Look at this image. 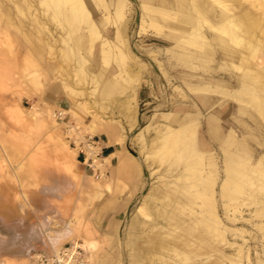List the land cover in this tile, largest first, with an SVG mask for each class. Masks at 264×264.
Wrapping results in <instances>:
<instances>
[{
    "label": "bare ground",
    "instance_id": "1",
    "mask_svg": "<svg viewBox=\"0 0 264 264\" xmlns=\"http://www.w3.org/2000/svg\"><path fill=\"white\" fill-rule=\"evenodd\" d=\"M246 1H248L247 6L235 10V4L232 3V0H139L136 28L134 31L132 30L133 35H131V40H129V35H127L126 31L129 28H127L126 23L133 12L131 0H40L41 4L47 2L53 6V15H48L51 17H49V20L54 18L55 15L63 14L64 20L71 27L67 36H70L71 33L74 34L80 28L85 32V35L81 37V44L77 43L76 53L73 45L66 48L61 45L64 48L61 53L65 57L70 56V59L71 57L76 58V64H69L71 68L74 66L71 77L74 83L69 82V74L66 75L62 70L59 71L62 90L71 101V108L62 109L55 107L57 110L54 112H51V110L49 118L52 126L59 124L56 119V111L61 112L62 117L69 114L73 120H78L77 113L80 109H83L86 113H92L93 121L90 123L81 122L85 130L91 134L96 132L99 122L104 121L103 118H97L98 114L94 113L93 107H90V104L88 106L86 101L83 102L84 98L82 102L75 99L77 96L83 95V90L78 89L74 84H93L94 89L92 91L94 92L96 89L98 82L97 75L87 72V59L80 51L83 50L94 55L97 42L99 44L97 48L102 67L105 70L108 69L110 60H112L119 68V73L113 74L112 78L127 71L126 67H124L126 62H124V59L127 56L137 59H135V62L140 72L145 68V60L139 59L141 54L138 50H142L147 54L151 60L150 64L158 71V67L154 65V61L158 62L160 55L180 60L185 70H188L189 68L195 69V67L200 66L199 63L201 62L199 60L201 55H207L208 60L215 62L213 53L215 49H218L221 53L220 64H224L236 71L234 77H232V81H225L214 77L200 78L201 76L188 74L187 78L184 79V84L197 101L195 103L192 102L187 111L182 109V116L170 110L156 109L157 111L151 116V121L159 120L156 125L157 132L149 142L145 140L142 134L139 135L143 129L135 134V136H139L138 146L141 152L145 153L144 162L148 164L150 170L153 169L151 168L150 160L155 162L154 160L156 159L161 162L172 156L179 158L183 155L186 156L183 160L184 167L182 171L179 172L177 170L178 173L171 175V180H167V176L163 174V176H159V179H162L161 183L165 182L162 185L167 184L175 188L179 184L178 182L189 181L191 177H194L193 175L197 178V183H194L196 187V189L194 188L195 192H189L188 196H190V199L191 196L197 198L200 202L191 201L194 198L190 200V204L175 200L177 202L176 205H179L181 209H190L189 214L194 215V217L192 216L193 218L187 220L180 219L182 216H179L180 218L178 219L174 218L173 214L177 211H175L177 207L174 205L173 209L170 208L172 206L169 207L172 211H165L166 215L164 217L166 220L165 222L163 220L164 223L148 222L146 219H139L140 226H148L150 229L149 235L145 237L146 239L144 238L146 241H144L143 246L147 249L146 251L144 250L147 258L153 264H252L251 250H253L256 259V263H254L264 264V133H257L260 127L264 131V124H262L264 122V76H262L264 75V17L253 13V10H251V6L256 4L264 5V0ZM18 2L25 4L27 8L31 6L28 0H18ZM14 5L15 9L23 15L22 7L20 8L17 3ZM90 6L93 7V11L90 10ZM47 7L49 8V6ZM61 7L65 8V14L64 12L62 13L63 9ZM177 9L180 11L178 16L176 15L178 14L176 13ZM96 11L100 13L99 21L95 19L94 13ZM7 17V22L9 21L13 27L10 21L12 18L10 16ZM59 21H61V18ZM44 23L43 30H46L48 34L50 30ZM109 28L112 31L114 30L113 38L107 37ZM101 30H104V33ZM48 35H50L48 36L49 39L53 37L51 33ZM143 36L167 44V46L153 44L154 46L147 45L148 47H142L139 43L137 44V41ZM61 38L62 43H66V39L63 36ZM50 42L52 43V40ZM133 49H135L134 52L132 51ZM49 52L51 53L52 51L49 49ZM49 52L47 53L48 56ZM15 60L13 58V61ZM72 60L74 61V59ZM128 60L130 59L128 58ZM252 60L255 63H252ZM48 66L51 68V64ZM212 66H210L208 71L213 72L215 67ZM160 67L162 68V64ZM29 71L28 67L21 69V77L25 81L31 80L37 84L40 96H42L46 85L42 83L38 75L32 74ZM160 76L162 77V75ZM214 89L219 90V94L224 93L226 95L229 93L231 101L237 103V115L231 114V116L242 131L238 132L232 126H224V118L221 117V120L217 114L220 112L218 110L226 105L222 104L223 106L218 108V110L215 108L217 110L215 114L204 118L206 134L211 138L212 144L205 141L199 144L197 135L202 123L200 121L201 109L197 102H201L202 105L209 104L210 100H208L207 95H210ZM106 90L107 88L102 89L98 95L103 97L106 94ZM132 94V101H128L127 103V114L128 119H132L135 122L138 114L135 106L138 90H133ZM167 99L164 93L161 98L162 105H164ZM46 105L47 107H53L49 104ZM202 105L201 107H203ZM248 107H253L262 119L260 124L255 116L250 114L251 120L258 125L257 127L251 126V124L242 118L243 115H247L246 109ZM24 113L26 115L25 119H23L24 123L36 122L38 127H42L45 120L44 111L33 106L24 111ZM65 124L70 130L73 129V131L78 128L71 125L70 122ZM124 138L125 134L122 133L119 143H122ZM250 141L254 142L252 143L253 145H250ZM215 144L220 146L224 154L221 167L218 164L216 151L214 152L212 148V145L215 146ZM69 148L65 143L56 147L55 151L57 152L60 150L68 152L61 154L60 159L57 158L59 159L56 160V163L58 162L57 168L67 175L69 182L76 190L87 196L89 202L87 201V205L79 202V206H77L75 211L81 214V216L76 215L75 219H72L74 217L66 218L63 226L60 228H56L50 222L49 217L41 221L40 231L42 236L39 238V242H41L44 252L58 254L63 248L62 244L64 242L67 240L73 241L71 245L80 247L84 252V264H89L87 260L89 262L93 257V254L99 249V244L89 236L86 227H81L80 221H82L86 206H90L104 192H110L111 190L106 176L109 159L102 157L101 160H98L93 156L95 159L94 169L100 170L101 178L95 175L85 176L82 171L75 167L77 152H72ZM148 149L150 151L147 152ZM179 158L170 160L166 170L170 171L177 164L176 161ZM127 168L128 166L125 164V161L121 160L118 171H123ZM156 171L154 169L151 170V175ZM191 172L192 175L188 176L187 174ZM86 183L89 186H86ZM190 184L185 183V187L190 188ZM245 186L248 188L246 189ZM181 192L179 194L175 193L180 195ZM168 195L170 194L143 196L140 205L136 208L137 214L147 218L155 216L158 213V203L164 205L168 199ZM218 197L221 199L222 215L218 210ZM67 198L69 199L70 195ZM164 209L166 210V207ZM246 226H249L252 231L248 230L249 228L247 229ZM174 229H183L186 235H184V232L183 235H177ZM77 240L82 242L78 243ZM258 247L261 248L260 251ZM204 250H207V253H204ZM169 252L180 256L181 259L177 262L172 261L176 257L167 255ZM32 254L30 251H27L26 256L16 255L17 259L3 256L2 258L0 256V264H30ZM149 261L147 260V262Z\"/></svg>",
    "mask_w": 264,
    "mask_h": 264
},
{
    "label": "rangeland",
    "instance_id": "2",
    "mask_svg": "<svg viewBox=\"0 0 264 264\" xmlns=\"http://www.w3.org/2000/svg\"><path fill=\"white\" fill-rule=\"evenodd\" d=\"M28 1L31 5L30 8H27L25 4L19 3L18 0H9V2L8 0H0V256L10 257L14 259H17L15 257L16 255L26 256L27 251L31 252L32 248H35V251H33L32 253L38 251L44 252L41 247V242H39V238H41L42 236V233L40 231L41 221L49 217L50 222H52L56 228H60L63 226L66 218L69 219L74 217L72 219H75L78 215L81 216V214L76 213L75 211L77 206H79V202L86 205L89 202L87 196L81 194L80 191L76 190V188L73 187L69 182L67 175H65L59 170V168H57L58 162L56 163V160H59L61 158V154H65L68 152H66L65 150H60L58 152L55 151L56 147H59L62 143H65L68 148L70 147L69 149L72 152H76V150L74 151L69 145V140L67 139L66 132L67 125L65 123L70 122L71 125L78 127L79 135H84L89 132H87L82 125V123H84L82 119L78 118V120H73L70 118V116H67V119L63 123L57 120L59 124L57 126H52L50 123L49 114L57 109L55 107H47V105L43 102V95L48 86L51 84L58 85L62 93L64 94L59 77L60 70L66 73V75L69 74V82L72 84L74 83L71 78L72 69L74 66H72L71 68L70 65L76 64V58L71 57L70 59V56L65 57L61 52L62 49L66 48L67 46L73 45L74 51L76 53L77 43L81 44V37L85 35V32L80 28L76 30L74 34L71 33L70 36H67V33L71 30V27L64 20L63 14L60 13L61 15H55V17L52 18L54 20L51 21L52 19L49 20L50 16H48L50 14L53 15L54 9L51 4L49 5L47 2L41 4L40 0ZM131 2L133 12L130 14V16L128 15L129 18L127 19L126 23L127 28H129L126 30L128 33L127 35H129V40H131V35H133V31L136 28L138 16L137 7L139 4V0H131ZM13 3H17L20 8L22 7L21 10L24 13H22L23 15H21L18 10L15 9L16 7ZM232 3L235 4V10L248 5V1L246 0H232ZM47 6H49V8ZM251 7L253 13H257L260 16L264 17V5L256 4ZM61 9H63L62 13L64 12L65 14V8L61 7ZM90 10L93 11L92 6H90ZM176 11V13H178L176 15L178 16L180 14V11L178 9ZM6 15L12 18V20L10 19V21L13 24V27L9 23V21L7 22L8 17ZM94 15L95 19L99 21L100 13L96 11ZM60 18L61 21H59ZM43 22H45L44 24L50 30L48 34L51 33L53 36L50 39L48 37L50 35L47 34L46 30H43ZM113 31L111 28H109L107 37L113 38ZM101 32L104 33V30H101ZM206 35H208V33H206ZM62 36L66 39V43H62ZM66 36L70 38H67ZM79 36L80 40L78 39ZM51 40L52 43L50 42ZM67 40L69 43L67 42ZM138 43L142 47L154 46L153 44H157L158 46H167V44L158 42L156 40H153L152 38H147L146 36L138 39L137 44ZM65 44L66 46H64ZM48 46L52 47L49 48ZM97 47H99L98 42L96 43L94 55H91L83 50L80 51V53H82L83 56L87 59V72L97 75L98 82L96 89L94 90V92L92 91V89H94L93 84H74V86H76L78 89L83 90V95L77 96L75 99H78L77 101L80 100L82 102L84 98L83 102L86 101L88 106L90 104V107H93L92 109L94 110V113L98 114L97 118L104 119V121L99 122L100 124H114L118 125L122 129L123 133L125 134V138L122 141V143L124 142L123 146L127 148L128 152L132 154V156H135L137 162L140 164L141 171L138 179V186L134 192H130L127 184L123 182H117V187L115 188L114 194L115 196L114 198L110 197L109 202L106 204L111 209V215L117 218L118 228L116 233L112 234L111 237L107 239L106 243L103 244V250L100 251L95 264H133L130 249L128 246L132 240L136 244H142L141 249H143L140 250L141 261L139 264H153V262L149 261V258H147L145 252L147 249L143 246L144 241H146L145 237L149 235L150 229L148 226H140L141 228H136V226L133 225L132 222L137 206L140 205L141 200L145 195L158 194L159 196H163L165 195V193H168L170 195H168L166 203H164V205L162 203H158V213L155 216H150L148 218L142 216L141 217L145 218L148 222L164 223L166 220L164 217L166 215L165 211H172L171 209H169V207L172 206L170 208L173 209L176 206L177 209H175V211H177L173 214L174 218L176 217V219H178L181 216L182 217L180 219L182 220L193 218L194 215L189 214L190 209H181L179 205H176V201H182L184 203L190 204V200L194 197L191 196L190 199V196L188 195L189 192H195L196 187L194 186V183H197V178L195 177V175H193L194 177H191L189 181L178 182L179 184L175 186V188H172L171 185L169 186L167 184L162 185L165 184V182L161 183L162 179H159V176L163 174L167 176V180H171V175L178 173L177 170H179V172L182 171L184 167L183 160L186 156L183 155L180 158L177 156H172L161 162L155 159L154 161L157 163L150 160L151 168L157 170L154 174L151 175V170L153 169L150 170L148 164L144 162L145 153L141 152L138 146L139 136H135V134H137L139 130L143 129L142 133H140L139 135L142 134L145 140L149 142L157 132L156 125L159 120L156 119L155 121H151V116L153 113H155V111H157L156 109L165 111L170 110L172 112H176L179 116H182V109L187 111L190 104L197 101L195 99V96L187 90L186 85L184 84V79L187 78L188 74H193L198 77L201 76L200 78L214 77L221 78L225 81H232V77H234L236 71L228 66H225L224 64H220L221 53L218 49H215L213 53L215 62L208 60L209 58L207 55H201L199 60V62H201L199 63L200 66L197 65L199 67H195V69L189 68L188 70H185V67L181 64L182 62L180 60L172 57L168 58L166 55H160L158 57L159 61H154V65L158 67V71H156L150 64L151 60L147 56V54L142 50H138V52L141 54V57L139 56V59H142V61L145 60V68L142 70L140 69V72L137 63L135 62L136 58L133 59L132 56H127L124 59V62L126 61L124 67H126L127 71L122 72L119 76L112 78L110 77V75L119 73V68L114 61L110 60V66L105 70L102 67L99 50ZM47 48L52 51L51 53L55 54L51 55L49 49ZM132 51L134 52L135 49H133ZM48 52L49 56L47 54ZM13 58L14 60H16L13 61ZM128 58L130 60H128ZM72 59H74V61ZM14 62L15 64H13ZM252 63H255V61L252 60ZM50 64L51 68H49L48 66ZM161 64L162 68L160 67ZM210 66L215 67L213 72L208 71ZM24 67H28L30 73L38 75L39 78H41L42 83L46 85L43 90L42 96H40L41 94L40 90H38L37 84H35L31 80L25 81L21 77V69H23ZM160 75H162L163 78ZM108 77L110 78L107 79ZM106 88V94H104L103 97H100L98 95L99 92L102 89ZM133 90H138L137 103L135 105L138 114L135 122L132 119H128L127 114V103L128 101H132ZM218 91L219 90L214 89V91H212L210 95H207L208 100H210L209 104L207 103L205 105H202L201 102H197L199 103L201 109L200 121L202 123V126H200L199 133L197 135L199 144L203 141L212 144L211 138H209V136L206 134V123L204 118L215 114L218 108H220L224 104L226 105L220 108V110H218L220 112L217 113L220 118H224V126H232L238 132L242 131L240 130V127L237 126V124L234 122L231 116V114H233L234 116L235 114L237 115V103L235 101H231L229 93H227L226 95L224 93L219 94ZM164 93L166 94V97L168 99L166 100L164 105H162L161 98ZM201 105L203 107H201ZM16 106L18 107L16 108ZM33 106L38 107L42 111H44L45 117L48 114L46 118L44 117L45 120L42 124V127H38L36 122L24 123L23 121V119H25L26 117L24 111ZM252 109L253 107H248L246 109L247 115H243L242 118L249 124H251V126L257 127L258 125L253 120H251L250 114L254 115L256 120L260 124L262 122V119L258 116L256 111ZM81 111H83L85 115H88L89 119H91L92 117L91 121L94 120L92 113H86L83 109ZM262 124H264V122H262ZM28 126L31 128H29ZM257 131V133L260 134L264 133V131H262V127H260ZM131 138L133 139L132 141ZM252 143L254 142L250 141V145ZM212 148L214 152L216 151L218 164L219 167H221L224 158L223 151L217 144H215V146L212 145ZM148 151H150V149H148L147 152ZM175 158L179 159L176 161V167L173 166L170 170V173V171H167L166 169L168 168L170 160H173ZM106 172L108 174V169H106ZM187 175H192V172ZM85 182L87 181L85 180ZM185 183L190 184L192 187H185ZM86 186H89V184L86 183ZM247 188L248 187H246V189ZM179 190L182 191L181 194L184 193L182 196H180L181 194L178 195L180 193ZM175 192H177L178 194ZM125 193H128V196L126 197L124 205L120 204L122 208H117L118 202H120V198H122ZM68 195H70L69 199L67 198ZM117 198H119V200H117ZM194 199L191 201L200 202L199 199ZM96 206L98 205H96L95 202L90 206H86V212L83 214V217L85 220L98 224L100 228L99 233L102 234L105 231V227L109 219H104L101 226L102 219L100 217H97L95 219L92 216V212L95 211ZM163 206L166 207V210ZM218 206L219 213L223 214L220 198L218 200ZM82 222L83 218L82 221H80L81 227ZM87 225L88 224H85L83 227H86ZM246 227L247 229L249 228L248 230L252 231L249 226ZM180 229H176L177 231L174 229V231L177 232V235H183L185 233L183 229ZM139 235L142 237L139 238ZM184 235H186V233ZM77 242L81 243L82 241L77 240ZM72 243L73 241L67 240L66 242H64V244H62V246ZM19 245L24 246L25 249H22L23 247L19 248ZM23 250H26V252H22ZM258 250L260 251L261 248L258 247ZM251 251L253 258L252 264H255V255L253 250ZM97 252L93 254V257L89 260V262L87 260V263L93 264L95 254ZM204 253H207V250H204ZM167 255L176 257L173 258L176 260L172 259V261L177 262L181 259L180 256H177L172 252H169V254ZM147 260L149 262H147Z\"/></svg>",
    "mask_w": 264,
    "mask_h": 264
},
{
    "label": "crops",
    "instance_id": "3",
    "mask_svg": "<svg viewBox=\"0 0 264 264\" xmlns=\"http://www.w3.org/2000/svg\"><path fill=\"white\" fill-rule=\"evenodd\" d=\"M112 76L113 74L110 75V77ZM110 77H108L107 79H109ZM43 102L45 104H49L56 108H62V109L71 108V101L69 100V98L66 97L62 93L58 85H54V84H51L48 86L47 90L45 91V94L43 95ZM84 115L85 113H83V111L81 110H79L77 113L78 118L82 119L84 123H90L92 117L89 115L91 117V119H89L88 115H85V116ZM122 133L123 131L118 125H114V124L109 125V124L99 123L97 125L96 132L93 134L96 137H98L100 141V145L102 147V157H107L109 159L108 164H107L108 174L106 172V176H107V179L111 187L110 192H104V194L101 197H99L98 199L94 201L96 205L98 206H96L95 211L92 212V216L95 219L97 217H100L102 219L101 226L103 224L104 219L106 218L109 219L105 227V231L102 234H100L99 233L100 228L98 224L85 220L83 217L82 227L85 224H88L89 226L87 225L86 229L89 232V236L95 239L99 244V249H98L99 251L98 250H97L98 252L96 251L97 253L95 254L93 264L96 263L95 261L97 260V257L100 251L103 250V247H104L103 244L106 243L107 239L111 237L112 234L116 233L117 228H118L117 218L111 215L112 214L111 209L106 205L109 202L110 197L114 198L115 196L114 194H115V188L117 187V182H123L127 184L130 189V192H134L138 186V179H139V176H140L139 174L141 171L140 164L137 162L135 156H132V154L128 152L127 148L123 146L124 142L119 143V139ZM121 160L125 161V164L128 166V168L124 169L123 171H120V170L118 171V166L120 165ZM75 162H76L75 167L78 170L82 171L85 176H93L91 174V171L85 166V163L83 162V157L80 154H76ZM127 196H128V193H125L123 197L120 198L121 203L118 202L117 208L119 207L122 208L120 204L124 205V202ZM117 200H119V198H117ZM139 219H145V218H142L141 215L137 214V212L135 211V215L132 219V222H133V225L136 226V228H141ZM141 237L142 236L139 235V238ZM141 245L142 244H136L133 240L128 245L130 249L133 264H139L141 261L140 259L141 258L140 257ZM20 246L21 245H19L18 247L19 248L23 247L22 249H25L24 246H21V247ZM33 251H35V248L31 249V253ZM22 252H26V250H23Z\"/></svg>",
    "mask_w": 264,
    "mask_h": 264
},
{
    "label": "built area",
    "instance_id": "4",
    "mask_svg": "<svg viewBox=\"0 0 264 264\" xmlns=\"http://www.w3.org/2000/svg\"><path fill=\"white\" fill-rule=\"evenodd\" d=\"M56 119L64 122L67 116L62 117L61 112L56 111ZM78 128L73 131L66 127L67 139L69 145L77 154L83 157L85 166L91 171V174L100 177V170L94 169L95 159L101 160L102 147L98 137L89 134L79 135ZM94 156V158H93ZM84 252L80 247H74L71 244L64 245L58 254H50L38 251L32 254L30 264H84Z\"/></svg>",
    "mask_w": 264,
    "mask_h": 264
}]
</instances>
